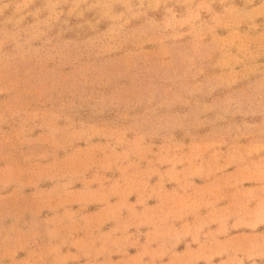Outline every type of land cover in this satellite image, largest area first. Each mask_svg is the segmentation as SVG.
<instances>
[{
  "label": "rangeland",
  "instance_id": "1",
  "mask_svg": "<svg viewBox=\"0 0 264 264\" xmlns=\"http://www.w3.org/2000/svg\"><path fill=\"white\" fill-rule=\"evenodd\" d=\"M0 264H264V0H0Z\"/></svg>",
  "mask_w": 264,
  "mask_h": 264
}]
</instances>
